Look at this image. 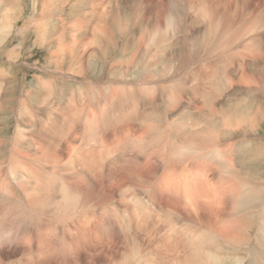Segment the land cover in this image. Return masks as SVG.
<instances>
[{
  "label": "clouds",
  "instance_id": "obj_1",
  "mask_svg": "<svg viewBox=\"0 0 264 264\" xmlns=\"http://www.w3.org/2000/svg\"><path fill=\"white\" fill-rule=\"evenodd\" d=\"M0 264H264V0H0Z\"/></svg>",
  "mask_w": 264,
  "mask_h": 264
}]
</instances>
